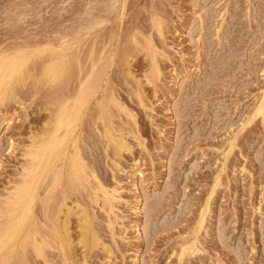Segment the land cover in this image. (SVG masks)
Segmentation results:
<instances>
[{
    "label": "rangeland",
    "instance_id": "rangeland-1",
    "mask_svg": "<svg viewBox=\"0 0 264 264\" xmlns=\"http://www.w3.org/2000/svg\"><path fill=\"white\" fill-rule=\"evenodd\" d=\"M94 1L0 0V55L25 52L29 63L32 54L42 56L32 60V74L18 91L20 102L8 98L0 104V206L22 186L30 165L27 154L48 135L57 96L75 100L94 62L97 66L101 59L106 65L98 64L106 69H98L104 70L102 77L92 73L101 81L70 121L74 134L68 136L66 126L56 131L43 157L46 165L27 189L22 208H14L0 230V260L14 252L16 260L10 264H65L66 255V264H264V0ZM97 15L107 21L91 30ZM63 36L74 44L69 55L73 48L82 53L78 65H83L72 68L76 71L67 89H58L62 84L48 87L41 72ZM139 43L149 51L156 48V55L137 47ZM90 46L100 48H92L99 55L94 52L91 58L98 62L90 58ZM153 55L158 77L151 71L158 70L151 67ZM137 90L143 91L142 100ZM110 94L120 104L117 109L106 104ZM101 105L104 114L115 111L113 117L104 115L113 119V136L123 135L132 148L121 157L108 142L105 128L112 122L100 118ZM72 139L82 149L88 173H94H87L92 180L87 187L104 186L111 200L99 190L93 202L95 195L86 188L80 195L65 192L68 202L63 204L64 185L59 187L52 170L64 166L67 157L61 154L53 169V156L75 151ZM59 188L63 206L55 196L49 210L44 201ZM79 202L92 216L86 235L76 210ZM54 217L65 231L63 246H49L40 231L37 238L46 252L39 256L30 246L24 258L26 229L50 227Z\"/></svg>",
    "mask_w": 264,
    "mask_h": 264
},
{
    "label": "bare ground",
    "instance_id": "bare-ground-1",
    "mask_svg": "<svg viewBox=\"0 0 264 264\" xmlns=\"http://www.w3.org/2000/svg\"><path fill=\"white\" fill-rule=\"evenodd\" d=\"M96 1V0H95ZM94 1V2H95ZM111 1V0H110ZM116 1V0H115ZM118 1V0H117ZM107 2H109V1H107ZM111 2H113V0L111 1ZM103 3V2H102ZM97 4H99V3H97ZM105 4H106V2H105ZM117 4V3H116ZM103 5H104V3H103ZM102 5V6H103ZM110 5V4H109ZM90 6V5H89ZM98 6V5H97ZM99 6H101L100 4H99ZM113 6V5H112ZM112 6H109L110 7V9L109 10H111V7ZM116 6V5H115ZM115 6H113L114 8H115ZM93 7V6H92ZM91 7V8H92ZM94 7H96V6H94ZM104 7H106L105 5H104ZM108 7V8H109ZM89 8V7H88ZM98 8V7H97ZM96 9V8H95ZM99 9V8H98ZM113 9V8H112ZM88 10H90V9H88ZM92 10V9H91ZM108 10V11H109ZM114 10V9H113ZM93 11V10H92ZM98 11V10H97ZM101 11V10H100ZM85 12H87V10L86 11H84L83 13H85ZM90 12V11H89ZM103 12H104V10H103ZM106 12V11H105ZM88 13V12H87ZM93 13V12H92ZM95 13V12H94ZM100 13V12H99ZM90 15V16H89ZM88 16L89 17H91V19H92V16H91V14H89ZM98 15H100V14H98ZM93 16L94 17V20H92L91 21V23L90 22H87V23H90L89 24V29H94L95 27H98L97 25H99V24H101L102 22H103V18H100L99 16ZM80 16V15H79ZM82 16H86V14L85 15H82ZM104 16H106V15H104ZM81 17V16H80ZM87 17V16H86ZM86 17H85V19H86ZM89 17H87V18H89ZM96 17V18H95ZM97 17H99L100 19H97ZM102 17V16H101ZM158 17V16H157ZM83 19V18H82ZM84 19V20H85ZM106 19V18H105ZM104 19V20H105ZM156 20V19H155ZM87 21V20H86ZM107 21V20H106ZM106 21H104V22H106ZM158 21V20H157ZM156 21V22H157ZM83 22V21H82ZM81 22V23H82ZM103 22V23H104ZM155 22V23H156ZM160 20L158 21V25L162 22H160ZM77 23V22H76ZM80 23V24H81ZM86 22H85V24H87ZM84 24V23H83ZM114 25V24H113ZM156 26H157V28H159V26L157 25V23L155 24ZM79 25H77L76 26V28L78 27ZM80 26H82V24L80 25ZM160 26H161V30H159L158 29V31L162 34V24H160ZM114 27V26H113ZM82 28V27H81ZM80 28V30L78 29L77 30V32L76 33H78V31H81V30H83L84 29V27H83V29H81ZM88 30V31H90L87 27H85V30ZM76 30V29H75ZM86 30V31H87ZM84 32V31H83ZM73 33H75V32H73ZM76 33H75V35H76ZM80 33H82V32H80ZM85 34V33H84ZM116 34V33H115ZM80 35V34H79ZM94 35V34H93ZM93 35H92V37H93ZM111 35V34H110ZM114 35V34H113ZM113 35H111V37L113 36ZM62 36V35H61ZM106 36V35H105ZM116 36V35H115ZM114 36V37H115ZM77 39H80V38H82V36L80 37V36H78L77 35ZM80 37V38H79ZM96 37H98V35L96 34ZM114 37H112V38H114ZM133 38H135L134 36H132ZM63 38H64V36H63ZM67 38H68V34H67ZM66 37L64 38L65 40L67 39ZM46 39V38H45ZM44 39V40H45ZM50 39V38H49ZM48 39V40H49ZM74 39H76V38H74ZM96 39V38H95ZM150 39V38H149ZM149 39H148V42L147 43H149V46L150 47H154V46H151L152 45V43L150 44V42H149ZM64 40V42H63V39L61 40L63 43H61V44H59L61 41H59V43H58V45H60L59 46V48L57 47V48H55V49H52V53H54L55 51H58V52H56L55 53V55H54V57L52 58V53H49L51 56H50V60H48V61H46L45 63L47 64H45L46 66H44V68H42L43 69V71L41 72L42 74H41V81H44L45 82V84L47 83L48 84V87H49V85L51 84V86L53 87H55V86H58V84L59 85H61V86H59V87H57L58 89L60 88V89H62L63 87H66V83H69L70 81H71V79H72V76H73V74H72V72H73V70H72V68H75L76 66L75 65H77L78 67L79 66H81V65H83V64H79L78 65V63H82V61H80L79 62V60H81L82 58H80V54L82 55V53H80V52H78V50L76 51V49H74L73 48V51L74 52H77V53H79V54H75L74 55V57H72V54L74 53H71V55H69V50H71V47L73 46L74 47V44L73 45H71V43L68 41V40H66L65 41ZM92 40V39H91ZM110 40H111V38H110ZM54 41V40H53ZM71 41V40H70ZM107 41V40H106ZM112 42H113V40H111ZM110 41V42H111ZM151 41H152V39H151ZM92 42H94V40H92ZM92 42H91V44H92ZM97 42H99V41H97ZM103 42V41H102ZM153 42V41H152ZM82 43V42H81ZM80 43V44H81ZM83 43H86V42H83ZM96 44V43H95ZM98 45L100 44V43H97ZM137 45V44H136ZM139 45H143V44H138V46L137 47H140V48H144L145 49V51H148L149 52V55L150 54H153L155 51H156V48H155V50L153 49L152 51H154V52H152L151 51V49H150V51H149V49L147 48L148 46H139ZM84 46V45H83ZM100 46V45H99ZM102 46V45H101ZM100 46V47H101ZM104 46V49L106 48L105 47V45H103ZM102 46V47H103ZM94 46H90V51H92L91 53V55H90V58H91V56L92 55H94V57H95V54H94V52H96V51H94L93 49H95V48H98V47H94ZM146 47V48H145ZM22 48V47H21ZM77 48H79V47H77ZM93 48V49H92ZM14 49H15V47H14ZM18 49H19V47H18ZM50 49V48H49ZM57 49V50H56ZM82 50H83V48H81ZM81 49H79V51L81 50ZM87 49H89V47H87L86 48V50ZM98 49H100V48H98ZM103 48H101V50H102ZM143 49V50H144ZM148 49V50H147ZM4 50V49H3ZM13 50V49H12ZM53 50H55L54 52H53ZM81 50V51H82ZM100 50V51H101ZM126 50V49H125ZM142 50V49H141ZM9 51H11L10 49H9ZM45 51V50H44ZM72 51V50H71ZM89 51V50H88ZM89 51V52H90ZM99 51V52H100ZM107 51V50H106ZM110 51V50H109ZM108 51V52H109ZM124 51V50H123ZM127 51V50H126ZM2 52V51H1ZM29 52V51H28ZM32 52V51H31ZM102 52H103V50H102ZM128 52V51H127ZM126 52V53H127ZM131 52V51H130ZM157 52V51H156ZM46 53H47V51H46ZM88 53V52H87ZM101 53V52H100ZM110 53V52H109ZM124 54H125V52H123ZM35 54H37L36 55V57L34 58V55ZM34 55L32 54V56H30L31 58H32V60H33V63H35V59H37L38 60V58L41 56H38L39 54L38 53H35ZM40 54H45V52H41ZM48 54V53H47ZM85 54V53H84ZM89 54V53H88ZM96 54H98L97 52H96ZM107 54V53H106ZM131 54V53H130ZM129 54V55H130ZM155 54V53H154ZM158 54V53H157ZM78 55V56H77ZM99 55V54H98ZM102 55H104V53L102 54ZM102 55H101V58H103L102 57ZM127 55V54H126ZM156 55V54H155ZM158 55H160V54H158ZM45 56V55H44ZM43 56V57H44ZM108 55H106V57H107ZM42 57V56H41ZM46 57V56H45ZM78 57H79V59H78ZM84 57V56H83ZM93 57V56H92ZM97 57H99V56H97ZM105 57V56H104ZM126 57V60L128 59L127 58V56H125ZM129 57V56H128ZM150 57V56H149ZM151 57H153L154 59V61H152V59H151V61L154 63H152L151 64V67L153 66V68L152 69H158V70H151L153 73H154V71H156L154 74H156L157 75V77H158V75L159 74H157V71H158V73H161V71L159 70V68H157V67H155V63L158 61H156L155 60V56L153 55V56H151ZM150 57V58H151ZM157 57V56H156ZM34 58V59H33ZM130 58V57H129ZM86 59H88V57H86ZM92 59V58H91ZM97 60H99L98 58H96ZM103 59H105V58H103ZM102 59V60H103ZM32 60H31V63H29L30 62V58H29V61H28V55H26V53L24 52H14V53H12V54H10L9 52L8 53H6V54H2V55H0V104L3 102V105H4V102L6 101V100H8V98H9V100L10 99H15V101L16 100H18L19 98H17V97H19L20 96V94L19 93H21V92H18V91H20L19 89L21 88V86H23L22 84L25 82V84H26V81H28V79H27V77L28 76H30L32 73H29L31 70H29V69H31V67L32 66H30V65H32ZM47 60V59H46ZM76 60V64L74 63V65H73V62ZM78 60V61H77ZM84 60H85V58H84ZM83 60V61H84ZM89 60V59H88ZM92 60H94V59H92ZM91 60V61H92ZM97 60H94V61H97ZM101 60V59H100ZM100 60H99V62H98V64L99 63H101V62H103V61H101L100 62ZM90 61V63H92ZM128 61V60H127ZM86 62H87V60H86ZM104 62H105V60H104ZM85 63V62H84ZM95 64H93L94 65V68L96 67H98L99 65L97 64V66H95L96 65V62H94ZM102 64V63H101ZM106 64V63H105ZM157 64H158V62H157ZM36 65V64H35ZM72 65H73V67H72ZM86 65V64H85ZM89 65V64H88ZM103 66L102 67H106V65H104V64H102ZM29 66H30V68H29ZM75 66V67H74ZM77 67V70L78 69H82V68H78ZM83 67H85V66H83ZM89 67H90V65H89ZM89 67H86V68H89ZM102 67H100V68H97V69H94L93 68V66H91V69L89 68V73L91 72L90 70H92V68H93V72H91V76H89V77H87L88 75H90V74H87L86 75V73H88V72H86L85 73V71H88L87 69L85 70V71H83L82 72V70H81V72L82 73H84L85 74V76L87 77L86 79H84V78H82V77H80V78H82L80 81L81 82H83L82 83V85H80L79 86V91L77 92V94H78V96L75 98V97H73L75 100H71V98L70 97H68V98H70V100L69 101H67V97L65 96H63L62 94H60V97H61V95L64 97L62 100H64V101H61V99H58L59 97L57 96V100H59L58 102H54L53 104H54V106L56 105V108H54L53 107V109L54 110H52V124H51V127L49 128V131H48V135H43V136H41V138H39V140H38V142L34 145V147L28 152V156H29V160H30V165L28 166V169H27V175H26V177H25V179L24 178H20V179H24V181H23V183H22V186L21 187H19V189H18V193L17 194H15L14 196H11L8 200H7V202L4 204V206H2V209H1V213H0V230H2V228H3V226L9 221V217H10V214H11V212H12V210L14 209V208H17V209H19L20 210V208H22V206H23V204H24V202H25V194H26V192H27V189L29 188V186L31 185V183H32V181L34 180V178H35V176L37 175V173L40 171V169L42 168V167H44L46 164H44V160H43V157H44V155L46 154V152L49 150V147H50V144H51V139H52V137H54V135H55V133H56V131H58V129L60 128V127H62V126H66L67 128H69V130H71V132L69 133V135L68 136H70V135H73L74 134V132L72 131V129H73V123H70V121L71 120H75L76 119V117L78 116V114H79V111H80V109H81V107L83 106V104L85 103V101L87 100V98H88V96L91 94L90 92H92V90L95 88V90H94V93H95V91H96V87L95 86H97V84L99 83V81L98 80H100L101 81V79H99L100 77H102L101 75H103V74H101L100 75V73H102V72H104V70L103 71H101L100 73H99V71L100 70H102V69H105V68H102ZM155 67V68H154ZM36 68V67H35ZM34 68V69H35ZM98 69H99V71H98ZM83 70H84V68H83ZM75 71H76V69L74 70V74H75ZM80 71V70H79ZM95 71V72H94ZM105 71H106V69H105ZM32 72V71H31ZM96 72L99 74H96ZM77 73V72H76ZM92 73H95L96 75H98V76H100L98 79H96V77H98V76H96L95 77V74H92ZM105 73V72H104ZM34 75V74H33ZM94 75V76H93ZM156 75H154V76H156ZM77 76V78H79L78 77V75H76ZM76 76H74L75 78H76ZM81 76H82V74H81ZM93 76V79H95V80H92V77ZM34 77H35V75H34ZM33 78V77H32ZM39 78V80H40V77H38ZM27 79V80H26ZM34 79V78H33ZM84 79V80H83ZM26 80V81H25ZM83 80V81H82ZM30 81V80H29ZM95 81V82H94ZM104 82V81H103ZM37 83V82H36ZM42 83V82H41ZM50 83V84H49ZM58 83V84H57ZM44 84V83H43ZM53 84V85H52ZM71 84V83H70ZM77 84V83H76ZM27 85V84H26ZM42 85V84H41ZM139 85V84H138ZM44 86V85H43ZM141 86V85H140ZM140 86H138V87H140ZM25 86H23V88H24ZM62 87V88H61ZM58 89H56V90H58ZM66 89H67V87H66ZM75 91H76V89H74ZM73 90V91H74ZM64 91H66V90H64ZM138 91V90H137ZM137 91H136V93H137ZM142 91V90H141ZM58 92V91H57ZM68 92V91H67ZM70 92H71V90H70ZM140 92V90L138 91V93ZM143 92V91H142ZM141 92V94L143 95V93ZM53 93H55V91H53ZM52 93V94H53ZM62 93V92H61ZM69 93V92H68ZM136 94V95H138V98L140 97V96H142L140 93L139 94ZM19 94V96H17ZM51 94V95H52ZM59 94V93H58ZM54 95V94H53ZM56 95H57V93H56ZM72 95H73V93H72ZM71 95V93H70V96H72ZM74 95H75V93H74ZM110 95H111V97H110ZM109 95V97H108V99H109V101L107 100V99H105L104 100V102L107 100L108 102H109V104H110V102H112L111 104L112 105H115L114 107H115V109H117L116 107H117V105H120L119 103H117V100H116V98L114 97V95L112 96V94H110ZM140 95V96H139ZM51 97H53V96H51ZM50 97V99H52ZM54 97H56V96H54ZM92 97V96H91ZM104 97V96H103ZM112 97H113V101H111V99H112ZM72 98V99H73ZM107 98V97H106ZM115 98V99H114ZM141 98V97H140ZM139 98V99H140ZM54 100H55V98H53ZM103 99V98H102ZM5 100V101H4ZM8 100V101H9ZM141 100H142V98H141ZM7 101V102H8ZM101 101H103V100H101ZM106 101V102H107ZM115 101V102H114ZM6 102V103H7ZM14 102V101H13ZM17 102H20V99H19V101H17ZM16 102V103H17ZM53 102V101H52ZM108 102L106 103L109 107H111V104L109 105L108 104ZM113 102L115 103V104H113ZM142 102V101H141ZM15 103V102H14ZM15 103V104H16ZM23 103V102H22ZM117 103V104H116ZM52 104V105H53ZM99 104H103L104 106H105V104L104 103H99ZM6 105V104H5ZM106 105V106H107ZM1 106V105H0ZM22 106V105H21ZM102 106V105H101ZM105 106V107H106ZM106 107V109H108L109 107ZM105 107H103L102 106V108L103 109H101L102 111H101V113L100 114H102V115H100V116H102V117H100L101 119L103 118V120H106L107 122H104V123H108V125L112 122V124H110L109 126H107V128H105V129H107L106 131H108V142L110 143V145H111V143L113 144V148H114V153L116 154V156H119V157H121V155L123 154V152L124 151H129V149L131 150L132 148H130L131 146L129 145V144H127L126 142H124L125 140L122 138V136L120 137H118V136H116V137H118L117 139H116V137H114L115 135H114V132H113V130L114 129H112V125H113V119L112 118H110L111 116L113 117V112L115 113V111H112V113H111V110L109 109V110H107L106 112H110L109 114L111 115H109V114H107V115H109V118L107 117V115H106V117L109 119H105L106 117H104V115L106 114V112H105V114L104 113H102L103 112V110H105ZM114 109V108H113ZM125 112V111H124ZM85 114V113H84ZM129 114V113H128ZM118 117V116H117ZM80 119V118H79ZM111 120V121H110ZM110 122V123H109ZM104 125H106V124H104ZM110 126H112V127H110ZM108 127H110V130H108L109 128ZM65 129V128H64ZM112 132V133H110V132ZM62 133H64V132H62ZM114 135V136H113ZM74 137V136H73ZM59 138V137H58ZM57 138V139H58ZM68 138V137H67ZM122 140H121V139ZM67 140V139H66ZM66 140H65V142H66ZM73 140V142H75V140L74 139H72ZM76 142H78L77 140H76ZM76 142H75V144H76ZM108 143V144H109ZM64 144V143H63ZM74 144V143H73ZM74 144V145H75ZM78 145V143L76 144V146H72V150L74 149L75 151H69L70 153H68V151H67V153H66V151H63V152H58V153H56L54 156H53V169H55V167L58 165L57 164V162L58 161H60V159H61V157L62 156H64V159L67 157V162L65 163V165L63 166V163H62V168L61 167H59V165L57 166V167H59V168H56L55 170H52V171H54V176H55V178H57L58 180H60L59 182H61V183H59V187L61 188L63 185H64V187H63V191H62V189H58L57 191H56V193L59 191V196L58 195H56V193L55 192H53L52 193V195H49L48 197V199L47 200H45L44 202L46 203V205H47V207H48V209L50 210V206H52V204L51 203H53L54 201H55V196H57V199L61 202V205H59L58 203H59V201H58V203L56 202V204H58L60 207H62L63 206V204H65V201H66V195L68 194L69 195V193L71 194L70 196H72L73 195V193L75 192V193H79V195H80V192H82V190H84V189H86V188H88V190L90 189V191H91V195L93 196V193H94V195L95 196H93L92 197V201L94 202L95 200H93V198L94 199H96V202H97V200H98V198L100 197L98 194V191L100 190V192H103V195L105 196L103 199H105V198H107V200L108 199H110L109 198V195H108V191L106 190V188H104V186H102V185H97V184H95V183H93V184H95V185H97L98 187H96L95 185H92V187L91 186H88L87 187V185H90V182H88V181H90L91 179H89L88 178V176H90V174H91V172H89L88 173V170H87V168L89 169V167L87 166V164H85L84 163V161L85 160H83V156L81 155L82 153V151L80 152V149L81 148H79V145ZM129 145V146H128ZM76 147V148H75ZM109 147V146H108ZM61 148V147H60ZM79 148V149H78ZM29 149V148H28ZM64 149V148H63ZM68 149V148H67ZM82 150V149H81ZM85 152V151H84ZM63 153H65L64 155H62L61 156V154H63ZM86 157V156H85ZM63 159V158H62ZM61 159V160H62ZM66 161V160H65ZM28 163V162H27ZM57 164V165H56ZM27 165V164H26ZM25 165V166H26ZM56 165V166H55ZM61 165V164H60ZM55 166V167H54ZM87 166V167H86ZM44 169V168H43ZM90 170V169H89ZM98 170V169H97ZM25 171V170H24ZM92 172H94V171H92ZM89 175H88V174ZM47 175V174H46ZM88 175V176H87ZM91 175H94V173H92ZM92 177V176H91ZM98 180V179H97ZM92 181V180H91ZM58 182V181H57ZM54 183V182H53ZM89 183V184H88ZM36 184H37V182H36ZM62 185V186H61ZM36 186H38V185H36ZM51 188V187H50ZM56 188V187H55ZM94 188V190L96 189V188H98V190H97V192H95L94 190H92ZM94 191V192H93ZM15 192V191H14ZM62 192H63V195H62ZM65 192L67 193V194H65ZM11 193V192H10ZM60 193H61V195H62V200H63V204H62V201L60 200L61 199V195H60ZM74 193V194H75ZM35 194V193H34ZM58 194V193H57ZM67 195V196H68ZM77 195V194H76ZM78 195V196H79ZM82 195V194H81ZM69 196V197H70ZM81 197V196H80ZM88 197V196H87ZM46 198V197H45ZM53 198H54V201H52L53 200ZM72 198V197H71ZM69 198H67V200H68ZM100 200V199H99ZM106 200V201H107ZM111 200V199H110ZM42 201H43V199H42ZM57 201V200H56ZM101 201V200H100ZM43 202V203H44ZM68 202V201H67ZM67 202H66V206H67ZM90 202V201H89ZM95 202V203H96ZM111 202V201H110ZM74 203V202H73ZM55 204V205H56ZM77 204V203H76ZM79 204V205H78ZM77 204V206H78V208L76 209V210H79V211H81L79 214H80V216L79 217H81V229H82V233L84 234V235H86L87 233H88V231H89V228H90V221H91V214H90V211H89V207L88 206H86L85 207V205L83 206L80 202ZM91 204H92V202H91ZM104 204V203H103ZM80 205H82V206H80ZM0 206V207H1ZM26 206V205H25ZM74 206V205H73ZM72 206V207H73ZM56 207H57V205H56ZM70 208V209H72L73 210V208ZM88 207V208H87ZM67 208V207H66ZM80 208V209H79ZM61 209V208H60ZM59 209V212L60 211H62V210H60ZM63 209V208H62ZM69 209V210H70ZM111 209H112V207H111ZM23 210V209H22ZM45 210V209H44ZM52 210V209H51ZM38 213V212H37ZM50 213V212H49ZM54 214H55V212H53ZM67 213V212H66ZM60 214V213H59ZM71 214V213H70ZM14 215V214H13ZM50 215V214H49ZM56 215V214H55ZM68 215V214H67ZM35 216V215H34ZM54 216V215H53ZM57 216V215H56ZM59 216V215H58ZM49 217V216H48ZM13 218V217H12ZM51 218H53V217H49V219H51ZM55 218V217H54ZM24 219H25V217H24ZM58 218H55L54 220H53V222H52V224H51V226L49 227V226H47L49 229H46L48 232L46 233V230H44L45 228H47V227H43L42 228V226H44V225H42L41 226V224H38V225H40V226H38V225H34V227L33 228H28L29 229V231H27V229H26V231H25V234L24 235H22L23 237H22V240H21V246L23 247V257L25 258V251H27L26 249H28V247H30V246H32L34 249H35V251L34 252H37V254L40 256H43L44 255V253L46 252L44 249V246L39 242V239L37 238V237H39V236H37V234H39L40 235V233H41V235H40V237H42L43 238V236H42V234L43 233H45V234H43L44 235V237L46 236V238H45V242L49 245V246H53L54 244L56 245H59V246H63V236H62V233H65V231L64 232H61V229H60V226H59V222H58ZM35 221V220H34ZM51 221H52V219H51ZM24 222H25V220H24ZM36 223V222H35ZM41 223V222H40ZM51 223V222H50ZM96 223V222H95ZM37 224V223H36ZM16 226V225H15ZM37 226H38V228H37ZM32 227V226H31ZM40 227V228H39ZM65 227H67V226H65ZM64 227V228H65ZM9 228V227H8ZM39 229H42V230H39ZM91 229V228H90ZM14 231V230H13ZM41 231V232H40ZM42 231H44V232H42ZM40 232V233H39ZM67 232V231H66ZM68 233V232H67ZM66 233V234H67ZM48 235H49V238H47L48 237ZM68 235V234H67ZM51 237V238H50ZM91 237V236H90ZM69 238V237H68ZM67 238V239H68ZM82 238V237H81ZM48 239V240H47ZM66 239V240H67ZM6 241V240H5ZM19 241V240H18ZM41 241H42V239H41ZM91 242V241H90ZM20 244V243H19ZM4 245V244H3ZM49 246H47L48 248H50ZM58 246V247H59ZM193 247H195V246H193L192 245V248ZM32 248V249H33ZM196 248V247H195ZM195 248H194V251H196L195 250ZM61 249V248H60ZM197 250H198V248H196ZM61 251V250H60ZM49 253V252H48ZM36 254V255H37ZM193 255V254H192ZM20 256H22V255H20ZM67 256V255H66ZM65 256V258L67 259V257ZM191 256V255H190ZM16 257V253H14V252H10V253H8V254H6V256H4L3 257V259H1L0 260V264H10V260L11 259H14ZM45 257V256H44ZM18 258V257H17ZM21 258V257H20ZM65 259V264L66 263H68V260H66ZM14 260H16V258L14 259ZM30 260V259H29ZM46 261V260H45ZM18 262V261H17ZM24 263H25V261H24ZM13 264V263H12ZM22 264V263H21Z\"/></svg>",
    "mask_w": 264,
    "mask_h": 264
}]
</instances>
